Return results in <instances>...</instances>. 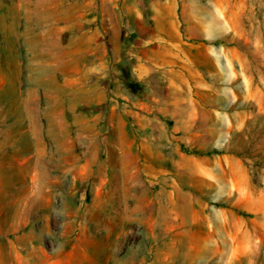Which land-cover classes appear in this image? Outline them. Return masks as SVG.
I'll list each match as a JSON object with an SVG mask.
<instances>
[{
  "label": "rangeland",
  "instance_id": "obj_1",
  "mask_svg": "<svg viewBox=\"0 0 264 264\" xmlns=\"http://www.w3.org/2000/svg\"><path fill=\"white\" fill-rule=\"evenodd\" d=\"M104 1L85 34L0 0V204L87 201L90 264H264V0Z\"/></svg>",
  "mask_w": 264,
  "mask_h": 264
},
{
  "label": "crops",
  "instance_id": "obj_2",
  "mask_svg": "<svg viewBox=\"0 0 264 264\" xmlns=\"http://www.w3.org/2000/svg\"><path fill=\"white\" fill-rule=\"evenodd\" d=\"M104 2V0H18V6L25 16H31L34 19L35 17L37 18L33 23L34 28L38 30L37 32H40L41 25L45 24V21H41V16L47 15L48 23H50L52 16H56L57 20V10L65 9L67 15L79 18L78 24L80 25H78L76 30L87 34L89 31L87 24L90 18L94 16L97 22H101L103 17L106 16ZM189 9V4H186L185 0H182V14L189 15ZM198 9L196 7V11ZM113 11L119 16L117 9L114 8ZM194 14L198 15L195 11ZM26 31H29V29L26 28ZM117 40L119 41L120 37ZM166 42L168 43L166 47L175 49L180 48V46L184 47L185 44V46H188L189 52L196 46L193 42L181 41L178 46H170L173 43L169 40H166ZM100 45L102 44L99 39L89 41V38H86L84 43H81V47L86 49L90 46L99 47ZM189 52L183 51L182 55L188 57ZM86 54L88 63L90 61L92 64L91 69L87 67L88 70L85 73L86 91L89 94V90L94 89V87L89 88L90 82L94 79L97 81L99 79L102 80L104 78V70L93 68L95 61L98 64L103 61L101 58L99 61L100 56L96 55L97 53L95 51L92 53L87 50ZM119 59V57L118 60L114 59V62L116 61L118 63L120 61ZM190 71H196L200 74L197 68L192 69L190 67ZM193 74L195 75V73ZM74 91L75 89H72V94H75ZM95 102L98 103L99 101L95 100ZM120 123L121 121L118 120L116 126L120 125ZM110 124L113 127L115 122L113 121ZM113 128L115 129V127ZM107 142L117 145L120 140L116 135H112L107 139ZM76 171L82 180L89 174V170L85 164L80 165ZM83 185V183L80 184V189L83 188ZM26 186L29 185L24 186V192L25 190L26 192L24 193L25 196L23 199H17V196L15 197L12 194V190L7 188L8 197L2 200L0 204V264H90V248L88 247V243L90 239L93 240L94 233L96 234L97 229L92 231L93 233L89 230L87 201L80 200L77 204L79 210L86 209L84 215L80 212L78 214V210L75 213H70L62 201L60 205H57V210L54 207L55 202L52 199L50 200L48 197L44 202L36 200L35 197L37 195L35 197L33 196L35 190L28 191L29 189L27 190V188L29 187ZM53 214L60 221L58 220L52 230H49L48 225L50 224V217ZM70 223H74L75 228L73 231L67 229ZM101 223L102 221L98 220L97 226ZM101 263L103 264V262Z\"/></svg>",
  "mask_w": 264,
  "mask_h": 264
}]
</instances>
